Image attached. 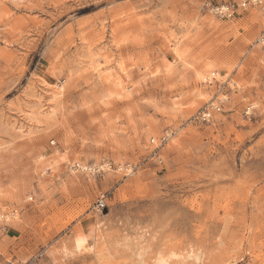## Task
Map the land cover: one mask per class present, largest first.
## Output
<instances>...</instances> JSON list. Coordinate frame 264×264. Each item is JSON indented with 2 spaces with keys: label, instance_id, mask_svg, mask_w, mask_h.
<instances>
[{
  "label": "rangeland",
  "instance_id": "374dc122",
  "mask_svg": "<svg viewBox=\"0 0 264 264\" xmlns=\"http://www.w3.org/2000/svg\"><path fill=\"white\" fill-rule=\"evenodd\" d=\"M243 1L0 0V264H264V4Z\"/></svg>",
  "mask_w": 264,
  "mask_h": 264
},
{
  "label": "bare ground",
  "instance_id": "6f19581e",
  "mask_svg": "<svg viewBox=\"0 0 264 264\" xmlns=\"http://www.w3.org/2000/svg\"><path fill=\"white\" fill-rule=\"evenodd\" d=\"M225 5V4H223ZM245 7V6H244ZM264 39V38H262ZM56 86H58V88L61 90L62 88V84H57L55 83ZM60 92V91H59ZM75 164V165H74ZM80 164V163H79ZM78 164V165H79ZM76 163H72V165L70 166V169L71 170H76V169H81V170H85L86 174L87 175H90L91 174V171H94L96 170V168L98 167L100 170L101 169H104L105 168V165H95V166H86L85 164H80L78 166ZM116 170L117 171H126L127 168H125L124 165L122 164H118L116 166ZM63 251L68 254V253H74V249L72 248L71 250L66 246L64 245L63 247ZM179 252V251H178ZM189 253V252H188ZM180 254L177 253L175 250H169V251H159L156 256L154 257L153 259V262L152 264H180L179 262H175L173 261L174 257L176 256H179ZM184 255V254H183ZM191 256H194V258L196 260L199 259V255L198 254H187L184 256V259H187L188 257H191ZM183 258V257H182ZM183 260V259H182ZM148 264V263H147Z\"/></svg>",
  "mask_w": 264,
  "mask_h": 264
},
{
  "label": "built area",
  "instance_id": "2783aa9c",
  "mask_svg": "<svg viewBox=\"0 0 264 264\" xmlns=\"http://www.w3.org/2000/svg\"><path fill=\"white\" fill-rule=\"evenodd\" d=\"M254 3L256 4H264V0H253ZM248 3L247 0H244L242 2L241 6H246ZM212 11L220 17L224 18H230L235 15L237 8L235 7V4H219L216 6H213ZM264 40V39H263ZM221 106L220 105H212L209 107H203L201 108L198 113H197V118L203 121L210 120L212 117V111H220Z\"/></svg>",
  "mask_w": 264,
  "mask_h": 264
}]
</instances>
